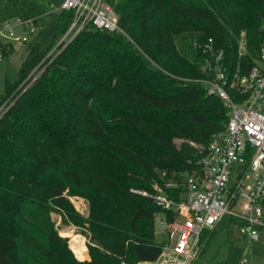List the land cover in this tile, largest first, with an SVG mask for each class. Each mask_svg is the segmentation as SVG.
Listing matches in <instances>:
<instances>
[{"label": "trees", "instance_id": "trees-1", "mask_svg": "<svg viewBox=\"0 0 264 264\" xmlns=\"http://www.w3.org/2000/svg\"><path fill=\"white\" fill-rule=\"evenodd\" d=\"M27 1L18 15L37 25L46 11ZM106 1L123 31L90 23L51 53L74 16L53 11L56 41L27 43V57L5 79L12 93L39 69L0 117V264L157 260L165 246L156 241L155 216L170 222L176 211L132 189L153 192L158 184L180 199L183 189L166 183L198 168L225 128L227 106L201 81L208 46L233 69L251 66L264 49V0ZM68 196L90 201L86 221ZM55 200L67 209L64 223L68 212L86 228L89 259L78 260L57 233ZM216 232H203L201 257L218 244ZM220 249L204 264H241L238 248L223 259Z\"/></svg>", "mask_w": 264, "mask_h": 264}, {"label": "built area", "instance_id": "built-area-1", "mask_svg": "<svg viewBox=\"0 0 264 264\" xmlns=\"http://www.w3.org/2000/svg\"><path fill=\"white\" fill-rule=\"evenodd\" d=\"M63 9L74 10L73 20L51 53L90 23L105 30L123 31L116 10L106 0H63L59 10ZM15 19L27 31H36L34 17L18 15ZM5 22L9 36L14 37L16 25L11 26L10 20ZM17 39L27 41L25 36ZM245 43L242 38L239 55L244 54ZM208 48L210 56L203 62L206 77L201 81L209 94L223 100L228 120L225 128L212 137L198 168L166 183L167 188L183 189L180 199L170 197L158 184L153 192L132 189L177 214L167 222V234L174 242L167 246L170 253L164 259L134 264H196L204 247L203 232L218 228L226 217L236 225L235 221L242 223L238 226L249 242L264 244V49L251 66L240 63L233 69L223 60V51L211 45ZM248 180L251 184L247 185ZM161 255H165L164 250ZM241 264L251 263L244 258Z\"/></svg>", "mask_w": 264, "mask_h": 264}, {"label": "rangeland", "instance_id": "rangeland-1", "mask_svg": "<svg viewBox=\"0 0 264 264\" xmlns=\"http://www.w3.org/2000/svg\"><path fill=\"white\" fill-rule=\"evenodd\" d=\"M34 2L38 7L45 10L47 13H44L42 16L39 17V22L37 24V28L35 32H29L26 29H24L23 26L17 25L15 17L20 13L21 9H27L29 7V3L26 0H18L16 3L10 1V0H0V31L2 32L0 34V42L2 43L0 45V51L1 55H4L0 59V99L3 98L0 104V117L4 114V112L8 109L9 105L12 102V96L13 94L19 90L22 86H24L28 80L33 78V76L37 77L39 76L38 68L36 67L30 75L22 80L20 84L17 86L16 90H14L12 93H5V79L13 78L17 70H19L23 60L27 57L28 52V44L30 42H39L45 46L53 43L55 40V34L58 32V23L56 20V17L54 14H52L53 11H58L61 7V4L63 0H31ZM10 20L9 24L11 26H14L13 29L15 31V36L11 37L9 36V26L5 22V20H2L3 18H7ZM26 37L27 42H24L22 40H18L17 37ZM4 53V54H3ZM45 60V59H44ZM16 72V73H15ZM31 81H28V85L32 83ZM179 139L177 140V142ZM246 184H251V180L246 181ZM70 202L73 204L75 209L79 211L82 215V221H86L90 217V210H91V203L90 201L86 200L83 197L79 196H68ZM54 208H56L51 214L52 219L55 221L56 225V231L57 233L67 240L68 247L70 250H72L74 256L78 260H85L90 258V251L87 246L88 237L84 234L86 232V228L81 225H75L71 222L73 215L71 213L66 214L69 223H64L62 219L61 213L66 212V208L64 207V203L55 200L54 203H52ZM229 218H225L218 226L217 232L215 235L219 237L218 244L216 242V246L214 247L213 244V251L219 247H221V253L222 259L225 258V256L229 255L231 247L238 248L239 249V259L242 260L246 258L250 261L251 264H264V244L263 243H253L249 242L247 239H245V236L242 233L241 228L234 224L232 221L229 222ZM89 224L88 222H86ZM88 226V225H87ZM229 236V239H228ZM77 237V238H76ZM76 238L75 240H73ZM155 238L158 243L164 244V254L161 255L160 259H164L168 253H170V249L167 247L168 245H173V241L169 239V236L167 234V221L164 216V214H157L155 216ZM204 240L203 244L205 246L206 242ZM82 243L87 249V253L85 257H79V255H83L80 251L77 249V243ZM223 240V241H221ZM72 244V246H71ZM209 250L207 253L203 254L202 257H200L197 264H204L208 261V258L213 254V251ZM221 260V259H220Z\"/></svg>", "mask_w": 264, "mask_h": 264}, {"label": "crops", "instance_id": "crops-1", "mask_svg": "<svg viewBox=\"0 0 264 264\" xmlns=\"http://www.w3.org/2000/svg\"><path fill=\"white\" fill-rule=\"evenodd\" d=\"M11 1V0H10ZM27 1V0H26ZM22 10V9H21ZM20 10V11H21ZM47 13V12H46ZM18 16V15H17ZM9 17H7V18H3L2 20H6V19H8ZM78 242H79V240H78ZM80 245V246H79ZM82 245V246H81ZM78 246H79V251L83 254V253H86L87 252V249H86V247L84 246V244L82 243V241H81V243H79L78 244Z\"/></svg>", "mask_w": 264, "mask_h": 264}, {"label": "bare ground", "instance_id": "bare-ground-1", "mask_svg": "<svg viewBox=\"0 0 264 264\" xmlns=\"http://www.w3.org/2000/svg\"><path fill=\"white\" fill-rule=\"evenodd\" d=\"M78 244H79V242L76 244V245H77V249H78V248H79V246H80V245L78 246ZM81 246H82V245H81ZM78 251H79V249H78Z\"/></svg>", "mask_w": 264, "mask_h": 264}, {"label": "water", "instance_id": "water-1", "mask_svg": "<svg viewBox=\"0 0 264 264\" xmlns=\"http://www.w3.org/2000/svg\"><path fill=\"white\" fill-rule=\"evenodd\" d=\"M87 252H88V251H87ZM87 252H86V254H88ZM89 256H90V255H89Z\"/></svg>", "mask_w": 264, "mask_h": 264}]
</instances>
